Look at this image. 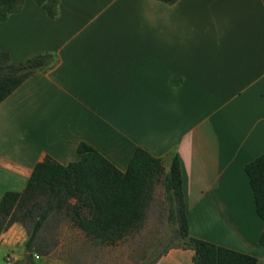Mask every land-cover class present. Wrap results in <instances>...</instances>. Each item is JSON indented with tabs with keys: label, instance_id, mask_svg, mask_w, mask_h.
Wrapping results in <instances>:
<instances>
[{
	"label": "crops",
	"instance_id": "0c3cea01",
	"mask_svg": "<svg viewBox=\"0 0 264 264\" xmlns=\"http://www.w3.org/2000/svg\"><path fill=\"white\" fill-rule=\"evenodd\" d=\"M15 62L52 54L0 104V202L46 157L79 160L85 142L125 172L137 148L178 156L190 235L264 263V222L247 164L264 154V0H34L0 23ZM14 224L6 260L23 257ZM174 247L156 264H195Z\"/></svg>",
	"mask_w": 264,
	"mask_h": 264
},
{
	"label": "trees",
	"instance_id": "16d2710c",
	"mask_svg": "<svg viewBox=\"0 0 264 264\" xmlns=\"http://www.w3.org/2000/svg\"><path fill=\"white\" fill-rule=\"evenodd\" d=\"M173 4L177 0H159ZM54 19L60 0H34ZM25 0H0V23L22 10ZM56 63L52 54H38L15 62L0 49V104L28 78L47 71ZM79 160L62 165L50 157L38 163L21 192L9 191L0 202V237L14 224L26 231L23 257L13 264H36L35 257H47L57 245L46 232L62 218L67 219L95 245H116L142 230L147 213L163 187L168 222L184 249L195 252V264H264L256 257L236 252L190 235L182 170L177 155L169 170L164 161L137 148L127 171L116 168L91 145L82 142ZM254 195L256 213L264 222V154L246 165ZM259 243L264 246V232ZM173 246L163 250L150 264H156Z\"/></svg>",
	"mask_w": 264,
	"mask_h": 264
},
{
	"label": "rangeland",
	"instance_id": "374dc122",
	"mask_svg": "<svg viewBox=\"0 0 264 264\" xmlns=\"http://www.w3.org/2000/svg\"><path fill=\"white\" fill-rule=\"evenodd\" d=\"M165 200L164 189L159 187L142 230L116 245H95L62 218L46 232L47 239L57 245L49 256L35 257L36 264H150L163 250L181 245L168 222ZM19 253L14 250L6 260L0 253V264H13Z\"/></svg>",
	"mask_w": 264,
	"mask_h": 264
},
{
	"label": "built area",
	"instance_id": "2783aa9c",
	"mask_svg": "<svg viewBox=\"0 0 264 264\" xmlns=\"http://www.w3.org/2000/svg\"><path fill=\"white\" fill-rule=\"evenodd\" d=\"M37 258H39L38 256H36Z\"/></svg>",
	"mask_w": 264,
	"mask_h": 264
}]
</instances>
